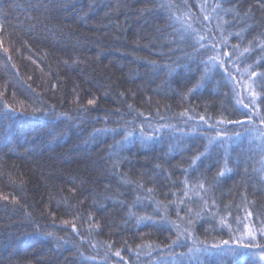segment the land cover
Listing matches in <instances>:
<instances>
[{
  "label": "trees",
  "instance_id": "1",
  "mask_svg": "<svg viewBox=\"0 0 264 264\" xmlns=\"http://www.w3.org/2000/svg\"><path fill=\"white\" fill-rule=\"evenodd\" d=\"M262 255L264 0H0V264Z\"/></svg>",
  "mask_w": 264,
  "mask_h": 264
},
{
  "label": "snow or ice",
  "instance_id": "2",
  "mask_svg": "<svg viewBox=\"0 0 264 264\" xmlns=\"http://www.w3.org/2000/svg\"><path fill=\"white\" fill-rule=\"evenodd\" d=\"M89 103L90 104L94 103V101H89ZM221 174H223V173H221ZM224 243L227 244V241H225ZM117 255H119V253H117ZM259 259L264 260V255L260 256Z\"/></svg>",
  "mask_w": 264,
  "mask_h": 264
}]
</instances>
